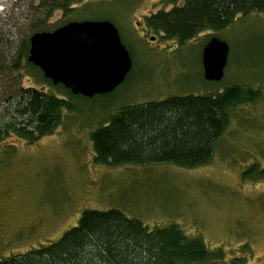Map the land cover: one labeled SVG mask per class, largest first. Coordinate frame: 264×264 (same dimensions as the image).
<instances>
[{
  "label": "rangeland",
  "instance_id": "rangeland-1",
  "mask_svg": "<svg viewBox=\"0 0 264 264\" xmlns=\"http://www.w3.org/2000/svg\"><path fill=\"white\" fill-rule=\"evenodd\" d=\"M173 6L161 0H73L69 10L44 18L39 0H0V111L28 88L74 105L71 112L61 108L59 125L35 143L11 132L0 140V258L56 241L84 211L117 209L148 229L174 225L188 239H201L219 252L211 264H264V173L258 174L264 168V15H239L221 31L178 43L145 26L146 17ZM92 20L115 26L132 61L128 77L112 92L70 97L26 66L23 54L33 33ZM212 37L229 52L223 78L209 82L201 51ZM235 85L261 97L231 111L207 164L185 169L94 162L89 135L120 108L213 95Z\"/></svg>",
  "mask_w": 264,
  "mask_h": 264
},
{
  "label": "trees",
  "instance_id": "trees-1",
  "mask_svg": "<svg viewBox=\"0 0 264 264\" xmlns=\"http://www.w3.org/2000/svg\"><path fill=\"white\" fill-rule=\"evenodd\" d=\"M72 1L39 0L46 10L44 18L56 9L69 10ZM161 2L174 6L146 17L145 26L161 33L164 40L178 43L206 30L221 31L239 15H264V0ZM176 2L182 5L178 7ZM42 27L37 25L35 29L41 31ZM26 66L40 71L27 61ZM61 87L70 97L78 96ZM260 97L256 89L235 85L213 95L168 97L124 106L90 133L94 162L111 167L171 164L191 169L205 165L229 126L231 111ZM10 100V109L0 111V140L11 132L28 144L35 143L59 125L61 108L74 110L69 99L34 88L20 89ZM217 259L219 252L210 251L201 239H188L174 225L148 229L119 210L110 209L84 211L76 225L56 241L0 258V264H211Z\"/></svg>",
  "mask_w": 264,
  "mask_h": 264
},
{
  "label": "water",
  "instance_id": "water-1",
  "mask_svg": "<svg viewBox=\"0 0 264 264\" xmlns=\"http://www.w3.org/2000/svg\"><path fill=\"white\" fill-rule=\"evenodd\" d=\"M28 43L27 62L72 95L90 98L110 93L132 67L117 29L108 20L68 22L51 32L33 33ZM228 52L227 44L216 37L205 43L201 51L204 80L223 78Z\"/></svg>",
  "mask_w": 264,
  "mask_h": 264
}]
</instances>
